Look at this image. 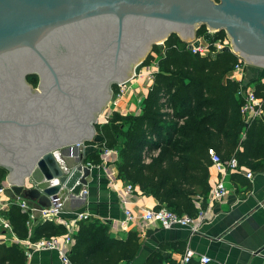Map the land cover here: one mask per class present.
<instances>
[{
    "label": "water",
    "instance_id": "1",
    "mask_svg": "<svg viewBox=\"0 0 264 264\" xmlns=\"http://www.w3.org/2000/svg\"><path fill=\"white\" fill-rule=\"evenodd\" d=\"M201 27L264 70V0H0V168L14 199L80 196L91 168L68 169L60 152L95 140L112 87L154 46L175 35L191 50Z\"/></svg>",
    "mask_w": 264,
    "mask_h": 264
},
{
    "label": "trees",
    "instance_id": "2",
    "mask_svg": "<svg viewBox=\"0 0 264 264\" xmlns=\"http://www.w3.org/2000/svg\"><path fill=\"white\" fill-rule=\"evenodd\" d=\"M205 32L201 27L197 37ZM215 38H225V34L219 32ZM237 62L231 53H219L215 58L194 54L175 35L162 49L154 46L142 65L156 64L158 71L142 100L140 114L114 112L106 123L96 124L95 140L99 142L85 143L98 148L89 155V163L98 165L103 150H115L118 180L156 200V208L164 206L190 218L198 214L195 203L204 205L209 195V150L223 160L234 157L239 167L249 169L262 160L256 170H264V122L244 124L242 102L236 95L240 84L224 80ZM27 80L37 86V77ZM255 85L257 95H261L264 84ZM117 89L112 87L113 96ZM6 175L0 168V184ZM3 216L18 239L28 238V217L16 204H11ZM65 233L61 225L36 220L30 241ZM73 239L71 264L129 263L139 249L135 233L116 240L108 227L97 221L81 222ZM0 264H25L23 251L15 244H0ZM146 264H163V257L154 253Z\"/></svg>",
    "mask_w": 264,
    "mask_h": 264
},
{
    "label": "crops",
    "instance_id": "3",
    "mask_svg": "<svg viewBox=\"0 0 264 264\" xmlns=\"http://www.w3.org/2000/svg\"><path fill=\"white\" fill-rule=\"evenodd\" d=\"M145 69L148 71L146 76L143 75L144 79H134L133 83L128 85L130 91L124 96L117 110L121 115L140 114L142 100L152 84L149 75L158 71L156 64ZM139 73L142 74V71L137 74ZM263 77L264 70L245 66L243 87L255 88L258 82L264 84ZM241 78L234 72H229L224 80L238 82ZM93 142L97 144L99 140ZM97 150L96 145L84 144L74 148L71 153L67 150L60 152V158L68 169L81 161L92 166L91 175L87 179L88 185L83 188L87 192L86 195L73 196L68 193L61 196L63 200L61 218L63 222L69 224V230L60 222L51 221L63 226L66 233L69 231L73 237L77 234L81 222L73 226L72 218L76 212H81L90 216L89 220L84 222L97 221L107 226L110 236L116 240H124L128 233H135L138 236L137 254L129 263L121 264H146L147 259L154 253L161 254L163 264H179L187 250L193 253L189 264H201L199 262L201 257L209 258L211 260L209 264H264V170H256L258 164H263L262 160L255 162L254 169L241 167L240 172L228 173L223 177L210 168L209 186L222 179L227 190L224 199L213 203L206 199L204 205L202 202L195 203L198 213L200 211L204 213V220L201 222L195 219L192 225L194 231L178 227L163 230L158 222L146 223L142 220L144 210L156 209L158 205L156 200L142 195L136 188L133 194L125 195L124 188L127 184L117 177L118 154L108 160H103L100 154L98 165L89 163V155ZM247 173L252 174L251 179L246 177ZM1 184L4 189L0 196L2 207L5 201L15 200V196L5 180ZM20 199L34 210L33 214L38 218L41 207L24 197ZM9 207L10 205L4 208L3 213L8 211ZM126 210L130 212L132 219L126 218ZM34 225L35 222L27 226L28 240ZM11 238L9 232L0 228V244L13 245ZM18 247L22 250L20 246ZM71 248L72 246L69 252ZM25 264H61V261L55 252H35L30 259L25 258Z\"/></svg>",
    "mask_w": 264,
    "mask_h": 264
},
{
    "label": "built area",
    "instance_id": "4",
    "mask_svg": "<svg viewBox=\"0 0 264 264\" xmlns=\"http://www.w3.org/2000/svg\"><path fill=\"white\" fill-rule=\"evenodd\" d=\"M211 39L209 42H202L203 37H196V41H199L197 47H192L190 51L194 54H199L201 56H210L211 54L217 55L221 53L222 49L229 47V43L225 38H215L216 33H210ZM192 44V43H191ZM188 45V44H186ZM245 64L243 61L238 59L237 64L234 66L231 72H234L239 77H242L238 83L240 84V89L237 92V97L241 100L240 115L244 124L249 125L254 121H263L264 122V91L261 95H257L256 89L254 87H243V71ZM156 73H151L149 75V80L153 81V77ZM118 92L115 94L107 110L104 111L103 122H107L114 112H117L120 102L123 100L127 92L130 91V87L127 84L118 85ZM83 145L76 146L79 148ZM73 151V149H72ZM117 154L115 150H103L101 157L103 160H108L111 156ZM208 155L210 158L211 166L217 174L220 176H225L228 173H238L240 172L241 167H239L237 160L234 157L229 158L228 160H223L221 156L216 154L214 151L209 150ZM89 168H92L90 164H87ZM246 177L248 179L252 178L251 173H247ZM4 189L0 190V196L3 194ZM135 192V187L131 184H127L124 188L125 195H131ZM86 190H82L80 195H86ZM227 194L226 187L222 179H218L211 187L207 200L210 203L218 202L224 199ZM16 204L20 210L27 215L28 219L26 222L27 226H30L31 223L36 220L40 221H58L63 226L69 230V224L62 221L61 214L63 209V200L59 197H56L51 201L49 208H41L39 210V217L35 218L33 214V209L28 206V204L21 199L18 200H8L0 206V228L4 231H7L11 235V240L14 244L20 246L23 250L26 259H30L32 254L35 252H55L57 253L61 264H71L69 261V249L73 245L74 239L73 235L67 231L63 236L43 238L37 241H30L28 239L20 240L18 239L12 231L10 223L3 216V209L7 208L11 204ZM123 203L125 201L123 200ZM125 216L127 219H132V215L129 211H125ZM90 216L87 213L76 212L72 218V225L75 226L79 222H84L89 220ZM201 222L204 220V213L200 211L196 218H190L187 215L178 216L174 212L170 211L166 207H160L152 210H144L142 215V220L146 223L158 222L163 230H170L172 228H190L194 231L192 227L193 222L196 220ZM193 258V253L189 250L186 251L182 257L179 264H189ZM210 259L207 257H201L199 262L201 264H209Z\"/></svg>",
    "mask_w": 264,
    "mask_h": 264
},
{
    "label": "rangeland",
    "instance_id": "5",
    "mask_svg": "<svg viewBox=\"0 0 264 264\" xmlns=\"http://www.w3.org/2000/svg\"><path fill=\"white\" fill-rule=\"evenodd\" d=\"M206 33V32H205ZM204 33V34H205ZM204 35H202V37H203ZM204 41V38L202 39V42ZM164 44V43H163ZM163 44H160V45H157L160 49H162L163 48ZM186 46H188V45H186ZM146 60V59H145ZM148 66H143L142 64L140 65V66H138L136 69H135V71H134V74H133V76H132V78L129 80V82H127L126 84L127 85H130V84H132L133 83V81H134V79H138V78H140L141 80H142V78L144 77V76H146L147 75V71L148 70H146L145 68H147ZM140 71H142V74L141 73H139V74H137L138 72H140ZM144 72V73H143ZM135 75H137L136 77H135ZM144 75V76H143ZM144 79V78H143ZM118 90H119V88L117 89V92H118ZM114 98V96H112V99ZM112 99H111V101H112ZM110 105V104H109ZM109 105L107 106V108L105 109V110H107L108 109V107H109ZM119 107H120V105H119ZM119 107H118V109H119ZM104 110V111H105ZM103 117H104V112L101 114V116L98 118V120H97V123L96 124H101V123H103Z\"/></svg>",
    "mask_w": 264,
    "mask_h": 264
}]
</instances>
